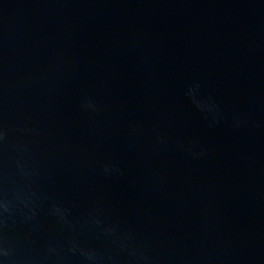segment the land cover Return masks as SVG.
<instances>
[{"label":"water","instance_id":"water-1","mask_svg":"<svg viewBox=\"0 0 264 264\" xmlns=\"http://www.w3.org/2000/svg\"><path fill=\"white\" fill-rule=\"evenodd\" d=\"M0 264H264V0H0Z\"/></svg>","mask_w":264,"mask_h":264}]
</instances>
